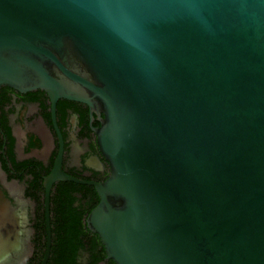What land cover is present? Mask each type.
I'll return each mask as SVG.
<instances>
[{
	"label": "water",
	"instance_id": "95a60500",
	"mask_svg": "<svg viewBox=\"0 0 264 264\" xmlns=\"http://www.w3.org/2000/svg\"><path fill=\"white\" fill-rule=\"evenodd\" d=\"M1 86L100 116L85 223L108 260L264 264V0H0Z\"/></svg>",
	"mask_w": 264,
	"mask_h": 264
},
{
	"label": "flooded vegetation",
	"instance_id": "af4514ba",
	"mask_svg": "<svg viewBox=\"0 0 264 264\" xmlns=\"http://www.w3.org/2000/svg\"><path fill=\"white\" fill-rule=\"evenodd\" d=\"M100 125V116L84 103L53 102L41 90L21 93L0 87V205L10 209L7 223L16 227L19 244L16 251L0 256V264L42 263L44 256L37 250L46 246L44 182L56 165L77 182L57 180L52 184L50 221L52 196L61 184L77 185L71 194L76 198L73 206L80 207L92 200L90 189L94 188L86 183H100L109 177L110 166L97 143ZM88 260L87 255L85 264ZM108 261L105 258L101 264Z\"/></svg>",
	"mask_w": 264,
	"mask_h": 264
},
{
	"label": "trees",
	"instance_id": "16d2710c",
	"mask_svg": "<svg viewBox=\"0 0 264 264\" xmlns=\"http://www.w3.org/2000/svg\"><path fill=\"white\" fill-rule=\"evenodd\" d=\"M77 185L73 183L61 184L52 196L51 232L52 243L47 264H78L80 252L87 253L88 264H101L106 258L104 247L98 236L88 230L85 219L98 203L94 189L91 202L80 207L73 206L76 198L72 196ZM46 234V232H44ZM46 246L43 244L37 250L44 256ZM107 264H114L109 260Z\"/></svg>",
	"mask_w": 264,
	"mask_h": 264
},
{
	"label": "rangeland",
	"instance_id": "374dc122",
	"mask_svg": "<svg viewBox=\"0 0 264 264\" xmlns=\"http://www.w3.org/2000/svg\"><path fill=\"white\" fill-rule=\"evenodd\" d=\"M28 251H29V249H28ZM27 254H28V252H27ZM38 254H40V253H38ZM82 254V257H81V264H85V262L87 261V253H81Z\"/></svg>",
	"mask_w": 264,
	"mask_h": 264
},
{
	"label": "bare ground",
	"instance_id": "6f19581e",
	"mask_svg": "<svg viewBox=\"0 0 264 264\" xmlns=\"http://www.w3.org/2000/svg\"><path fill=\"white\" fill-rule=\"evenodd\" d=\"M7 224H8V223H7ZM12 227H13V226H8L7 229H8V228L10 229V228H12Z\"/></svg>",
	"mask_w": 264,
	"mask_h": 264
}]
</instances>
